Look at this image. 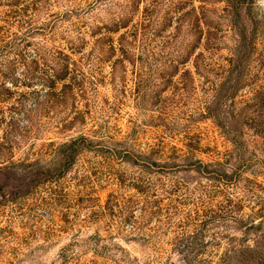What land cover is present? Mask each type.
<instances>
[{"label": "rangeland", "instance_id": "374dc122", "mask_svg": "<svg viewBox=\"0 0 264 264\" xmlns=\"http://www.w3.org/2000/svg\"><path fill=\"white\" fill-rule=\"evenodd\" d=\"M22 3L42 60L32 45L0 74L19 103L0 126V264H185L172 240L208 217L195 264H264V0Z\"/></svg>", "mask_w": 264, "mask_h": 264}, {"label": "trees", "instance_id": "16d2710c", "mask_svg": "<svg viewBox=\"0 0 264 264\" xmlns=\"http://www.w3.org/2000/svg\"><path fill=\"white\" fill-rule=\"evenodd\" d=\"M28 0H0V7H6L10 8V11L8 15H11L9 18H12L14 23H16V32H12L11 29L13 28L10 26L6 29L5 26H0V74L2 75V72L5 70L6 73L13 74L14 68L17 67L22 68L23 70L29 69L28 60L27 57H25V53H23L24 48H28L30 46H34L35 50L32 51V59L29 62L30 64H33L35 66H38L40 61L42 60L41 54H40V48L41 45H34L31 44L30 41L34 39V36L39 35L38 29L32 28V15H26L28 12V5L23 4L22 2H26ZM241 1L240 3H242ZM231 9V7H230ZM12 10V11H11ZM8 17V16H7ZM5 24L7 22H4ZM203 36V35H202ZM208 38H205L207 47L209 49H214V47H210V42H216V35L215 34H208ZM234 36L236 38L235 47H237L238 50L245 48L246 43V35L245 31H238L237 33L234 32ZM201 59H196V65L201 63ZM67 72V68L61 70L59 73H61V78H64L65 74ZM235 73V70L233 71ZM232 74V70L228 71V74ZM51 77V76H50ZM46 89L51 90V87H47ZM8 104V99L4 98V96H0V126L3 123L4 120L3 115L8 111L9 114H13L12 112L18 113V107L19 103L12 104V109L5 111L4 106ZM16 114H14L15 116ZM14 117H11L13 119ZM12 121V120H11ZM9 127L13 126V122H11ZM69 159L73 158V155L69 154ZM210 175H214L213 173H208ZM223 176L226 178L227 174L223 173ZM156 206H153L150 208L149 211L142 210L141 211V220H145L147 217H151V210L154 209ZM130 213L127 214L125 218H127V221L130 220ZM123 219V221H126V219ZM211 219V217H210ZM210 219L208 217V220L200 222L199 224L196 223H187V227L190 229H185L183 232L179 233L171 243V246L180 251V254L182 255V260L185 264H195L197 260L201 257L203 254L202 251L204 248H206V242L204 241L203 233L205 230H207V226L211 224Z\"/></svg>", "mask_w": 264, "mask_h": 264}]
</instances>
